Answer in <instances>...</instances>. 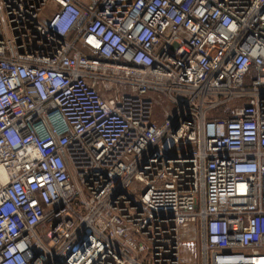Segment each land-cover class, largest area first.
Returning <instances> with one entry per match:
<instances>
[{"label": "built area", "instance_id": "built-area-1", "mask_svg": "<svg viewBox=\"0 0 264 264\" xmlns=\"http://www.w3.org/2000/svg\"><path fill=\"white\" fill-rule=\"evenodd\" d=\"M0 170V264H264V0H0Z\"/></svg>", "mask_w": 264, "mask_h": 264}, {"label": "rangeland", "instance_id": "rangeland-1", "mask_svg": "<svg viewBox=\"0 0 264 264\" xmlns=\"http://www.w3.org/2000/svg\"><path fill=\"white\" fill-rule=\"evenodd\" d=\"M55 9L51 4H47L41 11L39 20L42 23H48L51 19ZM165 120V116L163 114V110L161 106H155L153 122H155L158 126H160Z\"/></svg>", "mask_w": 264, "mask_h": 264}, {"label": "bare ground", "instance_id": "bare-ground-1", "mask_svg": "<svg viewBox=\"0 0 264 264\" xmlns=\"http://www.w3.org/2000/svg\"><path fill=\"white\" fill-rule=\"evenodd\" d=\"M0 177H1L2 179L5 178V174H4V172H3L2 170H0Z\"/></svg>", "mask_w": 264, "mask_h": 264}]
</instances>
